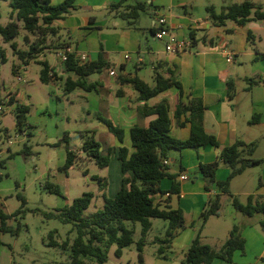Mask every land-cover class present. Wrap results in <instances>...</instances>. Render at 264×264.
Wrapping results in <instances>:
<instances>
[{"label": "crops", "instance_id": "crops-1", "mask_svg": "<svg viewBox=\"0 0 264 264\" xmlns=\"http://www.w3.org/2000/svg\"><path fill=\"white\" fill-rule=\"evenodd\" d=\"M49 1L52 5H57L64 0ZM120 1L75 0L71 13L64 19L54 22L57 34L46 37L44 46L48 48L42 51L36 60L27 64L20 61L10 48V44L4 43L0 37V48L5 51L6 63L9 57L13 58L11 78L5 79L0 68V98L6 107L5 113L0 115V170L5 169L8 161L13 158L11 145L17 140L10 144L7 141L12 138V133H15L18 139L21 136L28 138L32 135V130L44 125L48 128L47 145L51 143L56 145L65 134L73 136L69 132L72 122L67 110L69 105L75 106L77 97L84 101L79 106L82 112L88 115L93 112L101 114L124 131L123 145L130 152H132L130 130L136 126L148 127L157 117L149 115V111L161 101H167L169 105L170 134L175 139H188L192 129V124L188 122L190 114H182L180 118H175L176 107L179 103L192 104L203 108L195 115V122H201L204 132L214 136L221 148L242 141L247 145L255 144L256 151L264 131V20L250 21L242 26L227 21L223 26H216L207 12V7H213L215 11L220 12L231 4L251 1L264 5V0H127L122 8L112 10V5ZM136 3H143L146 10L139 14L133 24L119 17V12ZM6 4L9 6L8 2ZM143 14L149 17L148 22L143 21ZM159 16L166 19L173 36L191 41L192 45L186 52L167 53L164 43L154 38L153 21ZM24 37H28L29 40L25 41ZM142 39L145 40L144 44ZM35 40V36L20 28L19 36L14 42L18 50L28 51ZM63 45H68L77 59L82 55L86 56L87 63L98 61L102 53V58L108 66L101 73L95 72L86 78L88 83L100 84L95 90L87 92L76 88L71 92L66 91L67 80L76 81L77 76L64 72V66L57 55ZM131 53L136 54L133 70L128 63L131 61ZM228 54L232 55L231 62H227ZM147 58L149 67L145 60ZM42 61H46L55 74V78L47 84L40 80ZM1 65L4 66L5 63ZM148 68L153 76H146ZM168 70L173 72L181 83L182 97L179 89L171 87L148 101H141L134 86L122 81L124 78L137 77L153 86L155 73L159 72L168 77ZM111 71L115 73L114 76H110ZM249 80L258 83L252 84ZM229 82L234 84L231 98L227 85ZM17 107H24L27 110L22 130H19L16 122ZM114 140L111 159L117 158L120 147L115 137ZM71 149L78 157L83 158V155H80L82 154L80 148L73 146ZM28 155H32L31 151ZM218 157V150L211 146L198 150L170 151L166 166L168 172L176 176L175 182L180 185V193L172 196L157 194L154 196L155 203L161 208L168 205L172 209H181L185 225L189 223V219L193 221L203 209L207 197L218 192L212 185H209L207 191V183L198 172L199 164L219 161L215 177L217 181H225L230 173ZM65 161L66 156L64 162L59 163L58 169L48 172L47 177L52 173H64ZM251 168L231 180L229 190L232 195L236 197L246 195L248 199ZM190 174L197 176L196 182L191 183ZM88 175L87 173L86 176ZM181 175H185L187 180H180ZM121 178L122 174L119 178L120 183ZM91 179L93 180V177ZM65 180L57 178L59 184ZM2 181L3 177L0 174V182ZM110 186L109 183L108 187ZM171 187V179L165 178L160 183L162 191L167 192ZM109 188L105 190L106 194L109 193ZM119 189L120 186L116 188L114 194L109 193V197L113 198ZM251 195L264 199V185ZM247 220L245 219L241 226L243 229L241 235L245 240L244 253L235 252L230 263L217 259L212 264H253L252 258L249 257L250 252L251 257L257 255V260H264V238L260 231L249 226ZM258 220L261 222L260 218ZM231 229L227 232V238ZM180 231L173 239L178 245H181L177 238ZM174 246L172 243L171 247Z\"/></svg>", "mask_w": 264, "mask_h": 264}, {"label": "trees", "instance_id": "trees-1", "mask_svg": "<svg viewBox=\"0 0 264 264\" xmlns=\"http://www.w3.org/2000/svg\"><path fill=\"white\" fill-rule=\"evenodd\" d=\"M0 1L8 2L11 9L10 21L6 25L0 24V37L4 43L10 44L13 53L25 64L36 60L40 53L48 48L44 46L46 37L57 34V29L53 26L54 22L62 20L69 15L74 8L75 2V0H64L60 4L52 5L49 0ZM126 1L121 0L118 4L112 5V10H119ZM145 10L146 6L143 3H136L119 12V17L133 24L138 19L139 14ZM207 12L216 26H223L227 21H232L242 26L250 21L264 20V5L251 1L231 4L220 12L215 11L213 7H207ZM20 28L36 37L28 51L18 50L17 44L14 42L19 36ZM24 40L28 41L29 38L24 37ZM67 48H69L68 45H63L58 51ZM4 52L0 48V68L1 64L6 63ZM40 64L43 66L40 80L42 83L47 84L55 78V74L51 71L46 61H42ZM63 66L65 73H73L77 76L76 81L67 80V92H71L76 88L90 92L95 90L97 85L100 84L88 83L86 78L95 72L101 73L108 65L104 62L102 53H100L98 61L90 63H82L71 53ZM167 74L168 77L159 72L155 73V84L153 86H149L137 77L124 78L122 81L134 86L139 92V100L141 101H148L171 87L179 89L182 97L181 83L176 79L173 72L168 70ZM249 82L252 84L258 83L250 80ZM227 85L229 86L231 98L234 84L229 82ZM1 101L0 98V103ZM202 110L201 106L195 107L192 104L179 103L177 105L175 118H180L182 114H190L188 122L192 124L189 138L178 140L170 134L169 105L167 101H161L150 109L149 115H156L157 117L150 122L148 127L136 126L130 130L132 152L123 145L124 131L109 119L101 115L97 116L99 122L108 129L120 144L117 156L122 174L120 189L113 198H110L105 192L109 185L108 178L93 176V180L97 182L99 192H101L104 201V205L100 210L89 216L84 215V212L90 207L95 198L94 193L86 192L81 197L74 199L71 205L44 214L47 219H56L64 224H73L76 230L77 236L72 242L66 240L61 245L55 241L50 243L51 246H59L62 250L70 252V261L65 264H91V262L106 264L109 249L113 245L117 247L115 256L120 258L123 249L134 243L135 224L137 223L141 226V238L137 242L136 247L139 264H143V249L146 244V236L151 230V220L153 219H162L168 222L166 238L158 240L161 244L158 254H162L164 248L171 247L176 233L185 228L184 214L181 209H172L168 205L161 208L159 204L155 203L154 196L157 194L162 196L169 194L172 196L180 193V185L175 182L176 176L168 172L165 163L168 153L172 150H198L211 146L218 150V159L230 171L225 181H217L215 177L219 161L210 164H199L198 172L207 183V191L209 190V185H216L219 189V193L215 195L214 199L210 200L207 208L201 214L203 223H206L211 216H219L221 198L223 195H228L233 208L244 216L253 217L257 214L263 216L260 227L264 233V199L250 195L247 202L242 203L229 190L230 182L233 178L241 175L248 168L262 163L261 160L251 158L255 152L256 145H247L242 141H238L231 146L221 148L214 136L204 132L201 122H195V115ZM26 112V108L17 107L16 122L19 130H22L25 124L24 115ZM87 134L89 136L83 151L95 162L98 168H107L110 163L112 149H108L107 154L103 155L100 151L99 143L94 138L95 133L90 131ZM61 145L66 147V161L63 170L67 171L75 165L77 155L71 149L68 134H65L56 143V146ZM29 151L30 148L25 147L23 152L26 154ZM85 174L87 173L85 172ZM165 178L172 180V187L167 192L160 189V183ZM49 190L56 195H60V187L57 185L49 186ZM17 198L21 201L22 206L11 215L5 211L3 204L0 203V247L3 246V235L11 234L12 236H17L20 224H18L17 228H14L10 224V220L25 213L26 199L21 194ZM129 224L132 225V228H129ZM52 236L53 233H50L51 238ZM162 245H167V247ZM244 249L245 240L238 225L232 227L227 240L219 249L202 243L199 233L185 253L182 264H212L217 259L230 263L235 252L244 253Z\"/></svg>", "mask_w": 264, "mask_h": 264}, {"label": "rangeland", "instance_id": "rangeland-1", "mask_svg": "<svg viewBox=\"0 0 264 264\" xmlns=\"http://www.w3.org/2000/svg\"><path fill=\"white\" fill-rule=\"evenodd\" d=\"M0 12V24L5 25L10 21L11 9L4 1H0ZM142 19H144V22L149 21V17L146 14L142 15ZM147 35L151 39L149 34ZM144 41L142 39L143 44ZM8 50L11 52L10 48ZM130 56L131 61H128V63L130 69L133 70L136 54L131 53ZM50 60L52 61L53 59L51 58ZM145 60L149 67V59ZM12 66V57L8 58L4 66L1 65L3 77L7 80L12 77ZM146 73V76H153L149 68ZM77 98H75L74 107L68 106L67 114L72 122V127L69 129V132L73 134L70 137L71 147L80 148L82 150L80 155H83V158L77 156L73 168L60 174L52 173L50 177H47L48 172L56 171L59 163L64 162L66 147L56 146L54 143L47 145L49 140L47 136L48 128L44 125L32 130V135L28 138H22L21 136L18 139L15 133H12V138H6L8 142L11 139L13 142L16 140L17 142L11 145L13 158L8 161L5 169L0 170V174L3 177V181L0 182V203L3 204L8 214H14L22 206L21 201L17 198L21 194L26 199V206L24 214L10 220V224L14 228H17L18 224H20L17 236L5 234L2 237L3 246L0 247V264H65L69 262L70 252L62 250L61 247L51 246L50 243L53 240L59 245L66 240L72 242L77 236L73 224H64L56 219H47L44 214L71 205L74 199L81 197L86 192L94 193L95 198L90 207L84 212V215L89 216L100 210L104 205V201L102 194L99 192L98 184L91 179L93 176L108 178L111 185L108 188L109 193L112 192L111 194H114L116 188L120 186L119 178L121 173L117 158L113 159L112 157L109 167L100 169L83 151L89 136L87 134L88 131L95 133L94 138L99 143L100 151L103 155L107 154L108 149L113 148L112 142L115 140L108 129L99 122L98 113L93 112L88 115L79 109V106L84 101ZM25 146L30 148L32 155L23 152ZM251 158L261 160L262 163L249 170V196L261 185H264V131L263 138L259 141L258 148ZM85 172L89 175L86 176ZM196 177V175L190 174L191 183L196 182ZM57 178L61 180L65 178L66 180L59 184ZM51 185L60 187V195H56L49 190ZM212 186L216 192L218 191V194V187L216 185ZM109 193H107L108 197ZM214 197L215 194L207 197L199 215L193 221L189 219V223L180 231L177 238L181 245H178L176 241H172L175 246L164 248L162 254H158V249L161 246L158 240L166 238L168 222L162 219L151 220L152 227L146 236V244L143 249V264H182L185 253L199 233L202 243L219 249L227 239L228 230L234 225H238L242 233L243 229L241 226L245 219H248L249 226L260 231L261 236L264 238V233L258 220L259 218L262 220L263 216L257 214L252 218L245 217L233 208L228 195H223L221 198L219 217H210L206 223H203L201 214ZM237 198L242 203L247 202L246 195L237 196ZM129 228H132L131 224H129ZM50 233H54L52 238ZM140 238L141 226L137 223L135 224L134 243L123 249V255L120 258L115 256L117 247L113 245L109 249L106 264H139L136 245ZM162 246L167 247V245ZM249 257L252 258L253 264L264 263V260H257V255H252L251 257V252ZM254 260L257 261L255 262ZM249 261L251 262V260ZM91 264L96 263L91 262Z\"/></svg>", "mask_w": 264, "mask_h": 264}, {"label": "built area", "instance_id": "built-area-1", "mask_svg": "<svg viewBox=\"0 0 264 264\" xmlns=\"http://www.w3.org/2000/svg\"><path fill=\"white\" fill-rule=\"evenodd\" d=\"M153 34L154 38L158 41H161L164 43V48L167 53L171 54H180L186 52L190 47H191V41L188 40H183V39H178L176 36H173L171 34V31L168 27L167 21L163 16L157 17L153 21ZM72 51L70 48H67L62 51H58L57 55L59 57V60L61 61L62 64H64L67 59L68 55L71 54ZM127 58V57H126ZM232 55L228 54L227 55V62L232 61ZM79 60L82 63H87V57L82 55L80 56ZM110 76H114V72L109 73ZM5 104L4 102L0 103V115L5 113ZM12 139L8 142L9 144L12 143ZM166 163V162H165ZM180 180L184 181L187 180V177L185 175L180 176ZM168 196V195H167Z\"/></svg>", "mask_w": 264, "mask_h": 264}]
</instances>
